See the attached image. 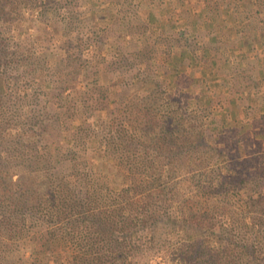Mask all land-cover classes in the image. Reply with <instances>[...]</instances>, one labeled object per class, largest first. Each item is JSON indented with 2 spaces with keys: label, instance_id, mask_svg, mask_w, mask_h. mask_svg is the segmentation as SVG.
Here are the masks:
<instances>
[{
  "label": "trees",
  "instance_id": "trees-1",
  "mask_svg": "<svg viewBox=\"0 0 264 264\" xmlns=\"http://www.w3.org/2000/svg\"><path fill=\"white\" fill-rule=\"evenodd\" d=\"M155 1L159 16L169 12L165 3H178L170 10L181 28L155 22L152 10L140 15L137 0H0V264H150L156 256L171 264H264V148L254 151L246 138L260 130L241 120L225 148L224 135L235 130L206 127L205 106L179 103L187 86L157 79L196 66L189 83L215 79L224 47L189 16L186 0ZM119 4L138 51L123 38L93 47L104 35L94 10ZM23 8L31 15L37 8L44 23L61 10L54 26L61 45L52 35L27 44L7 35L9 26L27 27ZM261 8L264 0H226L213 20L260 21L264 34ZM143 59L145 75L121 77ZM232 62L241 79L245 69ZM261 74L253 68L229 103L240 99L245 110L264 102ZM103 110L112 126L96 123Z\"/></svg>",
  "mask_w": 264,
  "mask_h": 264
},
{
  "label": "rangeland",
  "instance_id": "rangeland-1",
  "mask_svg": "<svg viewBox=\"0 0 264 264\" xmlns=\"http://www.w3.org/2000/svg\"><path fill=\"white\" fill-rule=\"evenodd\" d=\"M137 1L140 4V7L137 10V12H139L140 15L142 11L152 10L155 16V20H154L155 22H157V20H162V21L168 20L170 22V19L166 18L165 14L164 15L161 14V16L156 14L155 8L157 9V7L159 6L157 1L155 0H137ZM171 3L172 4L165 3L163 7V9H165L166 7L167 10H169V13H171V10H173L174 7L179 6L177 5L178 3L176 2L173 3L172 1ZM221 5L222 3H220V0H219L218 5H216V7L221 6ZM45 7L46 8L49 7L46 1H45ZM77 7L73 5V6L67 7L66 9L70 13L69 30H71L74 26V21H75L74 11L77 9ZM89 8L95 9L96 6L94 4L93 5L89 4ZM121 8H122V5L119 4L116 9H111L109 11L105 10V11L100 12V11L94 10V12L97 13L96 18H97L98 23L104 28V35L102 34L101 36L102 39L100 41L95 42L93 47H98V48L103 47L104 49L108 46H112L113 43L121 42L119 40L123 38L125 41H127L128 49H130L131 51H138L139 43L137 42V39L135 37L131 36V34H133V30L129 27V20H127V18H123ZM27 9L26 8L22 9L24 13V18L28 20L26 22H23L22 25L26 24L27 27L23 26L22 28H20L21 32L18 33L17 32V29H19L18 27L13 28L12 26H9L6 29L5 33L9 36L14 37L15 39L16 38L20 39L21 42L26 41L25 42L26 44L29 42L35 41V40L43 41L45 40L46 37H49L52 35L53 40L50 42L52 44L54 43L57 46L61 45V41H60L61 38L57 37L54 34L55 33L54 26L59 21L58 14H59V11L61 10L53 12L54 14L51 15L50 19L48 18V21L50 23H44V22H40V20L37 19V16H36L37 8L33 10L32 15L30 14V11L32 10L30 9L27 10ZM237 9H240V7H237ZM259 11H260L259 13L260 20L264 22V8H261ZM110 12H112V17L108 16ZM113 12L115 13V15ZM113 16H116V17H113ZM113 18H115L116 22L112 23V21H114ZM121 18L123 20H121ZM197 18H199L198 24L201 27L204 26L205 23L210 24V21L207 22L208 19L206 17H197ZM122 21L124 22L122 23ZM174 21H175L174 23L177 24V28H181L183 20H181V18L178 17ZM238 25H240L244 29L240 30V32L236 31L234 34H227L225 32H222V29L219 27V25L217 26L215 25L214 27L211 25H208L211 29L210 32H214L211 35V37L215 38V40L217 41L218 47L220 48L222 46L223 47L229 46V43L231 45H234L236 43L235 40L241 37H243L245 41H249L250 45L255 44L256 46H258L256 50L246 49V47L244 46L241 47V50L240 49L232 50L229 47L228 49L223 48L219 52L216 53V55L219 57L217 62L222 61V63L220 65L218 64L216 72L214 71V74L216 76L215 79H217L218 77L219 78L222 77L224 78L225 81H228V83L230 81L229 86L227 84L222 87L218 85L216 81H214L215 80L214 78L208 79V77L206 76H205V79L198 80L197 83H194V84L189 83L188 81L193 77L194 72L196 74L198 73V69H199L198 66H196V68L192 72L191 70H189V72L180 73V74L164 75V73L161 72V74L159 73V75H157V79L162 80L163 78H165L167 82L169 81V83L172 85L170 89L172 88L179 89L180 87L187 86L188 88V92L186 93L187 95L182 98L180 97L179 103H182V105L189 107V109L190 108L197 109L198 107L205 106L207 115L203 117V121L204 123H206V127L207 126L211 127V122L213 121V125L218 126V128L219 126H221V123H223L225 124L226 127L233 129V131L235 130L234 132H231L230 135H227V134L224 135L225 138L222 140L223 141L222 146H224L225 148H228V149L231 148V143L233 144L232 141H234V137H236V134H235L237 132L236 129H238V126L240 127L241 120L244 119L245 120L244 122L249 123L251 125L254 123L252 126L255 125V129H259L260 131L249 130L248 131L249 136H247L246 138L250 139L249 143L251 144V148L254 149V151L261 152V149L264 148V102L260 100L259 98H256L244 110V105L241 103L240 99L238 100L235 99V103L233 105V103H229V100L234 99V97L228 98V96L229 95L232 96L233 94V96L237 95V97H239L243 93L242 90H244L245 87L248 85L247 83L252 81V77L250 74L253 71V68L261 70L262 76L257 82L264 83V59L262 60L263 62H261L260 60L262 64L255 62V59H257V57L258 59L264 58V34L262 33L263 31H261L260 21H255L253 27L247 26L245 24H238ZM15 35L17 36L15 37ZM74 35L75 33L73 32L69 35V37H74ZM230 37H232V39H235V40H233V42L228 43ZM197 42H200V41L197 39ZM259 48L261 50H258ZM259 52H262V53H259ZM154 56H155L154 57L155 61L160 62L161 60L160 54L156 53ZM224 57L225 59L223 60ZM232 59L236 61V64L238 63L239 68L241 69L243 68L246 71V73L243 74L241 79H239L236 76L237 75L235 72L236 69L233 66L234 62H232ZM143 60L145 62H141L142 64H139L138 66L129 69L127 72L122 74L121 77L126 80L130 79L134 81L133 80L134 77L145 75L149 70L150 62L146 61L145 59ZM139 68L141 70H139ZM44 75H47V74H44ZM106 77L107 75L104 74L103 72V79H105ZM115 89H118V88L116 86L110 88L111 93H113ZM169 93L172 94V92H169ZM119 103H120L119 99H117L114 101V104L112 105H119ZM95 120H96V123H98L100 126H104L106 124L112 126V123H113L112 118L109 115H107L105 110L98 111ZM259 133H260V137H256V135ZM241 136H242V139H244V136L243 135ZM149 263L150 264H171L169 263V261L165 259L164 260L159 259L158 256L150 259Z\"/></svg>",
  "mask_w": 264,
  "mask_h": 264
},
{
  "label": "crops",
  "instance_id": "crops-1",
  "mask_svg": "<svg viewBox=\"0 0 264 264\" xmlns=\"http://www.w3.org/2000/svg\"><path fill=\"white\" fill-rule=\"evenodd\" d=\"M186 2L188 3V6H189V16L191 18L206 17L208 19L207 22L210 21V24H208V25H211L213 27L215 25L216 26L219 25V27L222 29V32H225L227 34H234L236 31L240 32V30L244 29L243 27L238 25L239 23H226V22L225 23H219L218 21L213 20V19H217L218 18V13H221L222 8H224V6H225L226 0H220V3H222V5L221 6H217V7H216V5H218L219 0H186ZM212 2H214V3H212ZM213 7H216V10H214V9L210 10ZM114 15H115V13H114ZM178 16L179 15H178L177 12H171V13L168 12V13L165 14V17L169 18L170 21H174L176 18H178ZM113 17H116V16H113ZM113 19H114V21H112V23L116 22L115 18H113ZM109 24H107V25H109ZM198 26H199V24H198ZM233 40H235V39H232V37H230L228 43L229 42H233ZM235 42H234L235 43L234 45H231L229 43V46H227V47L225 46L224 48L228 49L230 47L232 50H235V49H238V50L240 49L241 50V47L244 46V47H246V49L256 50V48L258 47L255 44L254 45H250L249 41H245L243 39V37H241L239 39H236ZM239 46H240V48H239ZM258 50H261V49L259 48ZM259 53H262V52H259ZM218 58L219 57L216 55V59L217 60H218ZM224 59H225V57L223 58V60ZM263 59L264 58H259L258 59V57H257V59H255V62L262 64L261 62H263L262 61ZM260 60H261V62H260ZM217 63L220 65L222 63V61H218ZM262 71H263V69H262ZM228 93H230V92H228ZM232 97H234L233 94H232V96L231 95L228 96V98H232ZM252 130H254V129H252Z\"/></svg>",
  "mask_w": 264,
  "mask_h": 264
}]
</instances>
